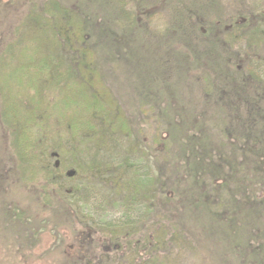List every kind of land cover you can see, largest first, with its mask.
<instances>
[{
  "label": "trees",
  "instance_id": "obj_1",
  "mask_svg": "<svg viewBox=\"0 0 264 264\" xmlns=\"http://www.w3.org/2000/svg\"><path fill=\"white\" fill-rule=\"evenodd\" d=\"M19 1L6 0L4 7L10 15L14 9V19L0 35V129L10 143V174L17 184L36 187L40 209L61 211L67 206L86 227V233L76 235L79 252L74 263L94 262L87 252L92 229L106 241L115 261L126 264H158L167 243L161 232L172 243L182 239V219L169 231L161 225L152 233L146 230L155 199L175 205L182 199L179 192L170 196L173 199L164 194L152 161L158 170L169 167L186 184L191 196L182 204L190 225L197 228L193 221L207 218L231 239L237 234L232 247L243 264H264V255L255 252L264 245V60L261 65L232 66L236 57L240 64L249 58L239 50L240 43L248 52L257 51L264 37L260 27L248 28L249 16L242 24L226 18L219 0H80L74 5ZM254 13L264 16L260 10ZM197 65L208 74L191 110L199 107L205 114L211 107L224 109L230 128L221 130L219 144L206 127L194 133L182 125L183 106L174 109L169 104L168 109L165 103L174 93L176 66L190 72ZM123 73L141 98L134 110L140 120L134 122L111 90V81ZM154 82L165 94L159 105ZM148 124L155 125L153 130ZM158 133L174 145L168 148ZM55 149L59 159H54ZM97 199L109 208L99 207L102 211L92 215L91 204ZM11 207L3 209V227L18 236L37 234L31 232L35 227L27 212ZM108 209L119 216L106 220ZM40 221L37 232L50 223ZM241 232L247 235L239 237ZM109 252L100 256L99 264L110 259Z\"/></svg>",
  "mask_w": 264,
  "mask_h": 264
},
{
  "label": "rangeland",
  "instance_id": "obj_2",
  "mask_svg": "<svg viewBox=\"0 0 264 264\" xmlns=\"http://www.w3.org/2000/svg\"><path fill=\"white\" fill-rule=\"evenodd\" d=\"M43 1V0H37ZM68 5H74L80 3V0H60ZM17 4L20 5V1L16 0ZM25 3V2H24ZM6 0H0V35L6 34L9 27L11 26V21L13 22V12L12 15L5 13L4 7L6 5ZM94 4H92L93 7ZM14 6V5H13ZM218 7L223 11L224 16L235 17L239 20L240 24L244 23V16H249V27L255 29L254 27H260L261 32H264V16L263 15H255V11L260 10V14L264 13V0H219ZM7 9L9 7L6 6ZM244 12H247L244 14ZM206 17V14H204ZM160 17L159 20L161 23H166V19L163 14L158 13ZM234 19V18H233ZM242 21V22H241ZM194 20L192 24L194 25ZM239 22L236 23L239 26ZM240 49L245 50V54L249 55V58H246L242 61V63H238V60L235 53L237 51V45L232 47V53L235 55V61L232 62L233 67H250L252 64L261 65V61L264 60V37L263 41L257 48L255 52H248L246 50V44L240 43ZM202 46L198 47V51H201ZM2 49V45L0 42V50ZM196 61V60H195ZM264 64V63H263ZM192 67V66H191ZM261 74L264 77V66L261 67ZM177 72L176 75L172 78V87L174 89L173 95H168V100L165 102L169 109V104L172 105L174 109H182L183 106L185 109L184 118L182 119V125L191 127L190 132H196L199 127H206V132H211L210 137L214 140V144H219L221 141L222 135H220L221 130L224 128H230L229 124L226 123V119L224 118V109L215 106L208 108L206 107L205 114L198 112L197 110L192 111L191 109L196 102L199 96L198 88L203 85V78L208 74V71H201L198 65L195 68H192L189 71L183 69L179 70V66H176ZM178 73L183 74L179 76ZM117 78L111 81V90L115 96L120 100L122 107L125 111V114L128 115V118L135 121V119L140 120V116L134 110H137V106L139 105L140 95L137 96L136 89L132 88L130 85L129 75L127 73L120 74L116 76ZM112 79V78H111ZM126 79V80H125ZM153 82V79H150ZM156 88V92L158 93L157 100L158 105L164 97L165 94L162 89L157 85V83H152ZM161 100V101H160ZM199 102V101H197ZM210 107V106H209ZM190 110V112H188ZM241 114H244L245 109L241 106L239 108ZM198 112V114H197ZM183 114V113H182ZM131 116V118L129 117ZM195 118L192 120V118ZM178 124V123H175ZM153 128L154 124H148ZM223 127V128H222ZM185 129V128H184ZM234 129V128H233ZM226 130V129H225ZM234 130H239L237 127ZM232 129L230 130V132ZM163 132V131H162ZM233 132V131H232ZM234 133V132H233ZM150 137L153 135V131L150 133ZM162 136V140H166L168 143V148H171L174 144H172L171 140L166 138V134L158 133ZM192 134V133H191ZM228 134V133H226ZM237 138V137H236ZM230 142L231 138H229ZM151 141V140H150ZM227 142H223L226 144ZM237 144H239L237 140ZM237 147V145H236ZM237 150L240 151V147H237ZM10 152V143L7 137V134L0 129V264H75L74 260L77 257V233H86L87 230L85 226L77 223L73 217L72 210H67L64 207L63 210L57 211L54 208H48L47 210H42L38 206V199L35 196L36 187L34 190L30 188V185L20 187L17 184V180L13 178L10 174L12 163H14V159L12 163L10 162L12 157L8 154ZM238 153V152H237ZM54 159H59V150H54ZM239 155V163L243 162V159ZM11 158V159H10ZM10 160V161H9ZM161 163V162H160ZM238 163V162H237ZM164 163H161V166ZM164 166V165H163ZM173 166V165H172ZM67 167V166H66ZM151 168L154 171L155 176L160 174L162 179V188H165L164 194L170 199H173L175 194L179 192L182 199L176 201V205L170 200L171 203H168L164 200H156L150 206H154L152 213L149 215V222L147 223V231L152 233L154 229L159 225L169 231L171 225H175L176 221L179 222L184 221V227L181 228L184 230L182 233V239L176 240L173 243L166 238L162 232L160 233L161 237H164L165 246H162L160 259H158V264H243L239 256H237L238 251H236L232 244H237V234L234 237V240L231 239L226 233L225 229H216L212 227L207 218L194 220V224L197 223L198 227H193L190 225V215L188 212L183 209L184 202H188L190 198V194L187 191L186 184L181 178L177 176H173L169 172V167H165V170H158V166H156L151 161ZM227 172V169H223ZM70 171V167H67V172ZM159 172V173H158ZM179 175H181L179 173ZM74 180H70L68 182H72L71 184H67V187H71L74 184ZM102 186H104L102 184ZM110 187V186H109ZM208 188V185L204 186ZM101 190V188H98ZM102 191V190H101ZM264 190H262L261 194ZM103 193V191H102ZM174 194V195H173ZM101 195V193H100ZM99 195V196H100ZM173 195V198L170 197ZM104 196V193H103ZM96 198V197H95ZM212 200H215L213 195L211 196ZM102 199H97L98 203ZM97 201L91 204L92 212L94 214H99L102 210L106 209V202H102L103 205L98 204ZM180 202V203H179ZM101 203V204H102ZM224 203V202H223ZM220 200L218 204H223ZM226 203V201H225ZM230 201L226 206H229ZM17 206L20 210H25L26 216L29 217L33 226L35 227L31 232L34 236H30V231L27 235L21 233L19 236L15 235L14 231L10 229V227H3L2 224V213L4 208H12L11 206ZM64 205V204H61ZM224 205V204H223ZM57 205H55L56 207ZM109 208V207H108ZM233 209V206L231 207ZM222 210V209H221ZM67 212V213H66ZM86 213V211H82ZM197 212L193 211V218L197 217ZM218 214H222L221 216L226 219L227 215L222 211H219ZM98 216V215H97ZM119 215L117 212H112L108 209V213L106 215V220H110L112 218H117ZM205 216V214H204ZM99 217V216H98ZM49 220V224L46 229L39 230L36 228L38 223L42 225L40 219ZM182 219V220H181ZM34 220V221H33ZM149 224V225H148ZM91 228V227H89ZM171 230V229H170ZM85 231V232H83ZM93 229L91 230V238L88 240V244L90 245L89 250L87 251L90 254V257L94 262L90 264H99V259L102 254H107L106 252L110 251V248L106 247V241L98 236V233H93ZM250 231V230H249ZM252 237L254 238V231H251ZM235 234L234 232H231ZM247 232L238 233L239 237L246 236ZM32 234V235H33ZM238 237V238H239ZM90 241V242H89ZM143 241V240H142ZM33 243V245H31ZM136 243L140 244V241L136 240ZM132 246H136L133 244ZM250 247L255 246L254 243L249 245ZM141 247V246H140ZM263 247V248H262ZM261 247V250L255 251L256 255L261 256L264 255V245ZM238 249V248H237ZM75 252V253H74ZM258 252V253H257ZM108 255V254H107ZM80 256V255H79ZM110 259L104 262L103 264H126L125 262L121 263L120 261H115V255L109 252ZM87 264V263H82Z\"/></svg>",
  "mask_w": 264,
  "mask_h": 264
}]
</instances>
